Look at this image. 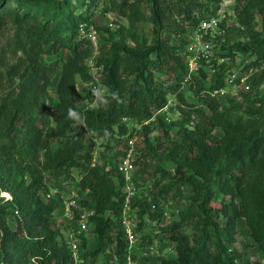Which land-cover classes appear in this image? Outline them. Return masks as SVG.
Returning a JSON list of instances; mask_svg holds the SVG:
<instances>
[{"label":"trees","instance_id":"16d2710c","mask_svg":"<svg viewBox=\"0 0 264 264\" xmlns=\"http://www.w3.org/2000/svg\"><path fill=\"white\" fill-rule=\"evenodd\" d=\"M221 1H120L119 11L130 23L128 33L135 45L122 38H104L96 65L102 69L100 86L105 93L98 95V107L84 109L78 106L84 99L78 84L94 83L87 63L92 42L80 36V26L89 20L76 13L74 4L91 8L99 0H16V4L0 0V31L12 18L18 26L32 19L37 22L27 34L26 46L21 39L17 42L23 57L0 71V86L4 80H23L17 93L0 99V264H74L69 236L77 231L84 210L89 213L88 231L81 235L84 264H100L101 257L105 264H126L124 177L117 164L131 138L137 145L138 194L132 208L138 209L139 246H154L159 251L156 256L162 257L166 246L154 244L157 235L145 232L140 241L139 234L145 220L167 216V200L180 197L176 188L186 185L192 190L186 209L160 231L174 246L176 257L160 259V264H249L233 247L237 235L250 240L245 249L257 252L253 264H264V93L260 91L264 83V0H234L235 17L226 30L221 55L229 57L230 63L215 65L214 73L204 68L184 82L189 39L202 20L216 13ZM41 4H51L54 14L41 15ZM145 10L154 26L151 42L140 37L137 28L145 19ZM96 28L102 33L101 27ZM60 49L67 52L62 63L44 60V53L56 54ZM238 56L243 59L235 67ZM233 69L256 70L248 80L250 90L240 89L236 97L213 96L226 87ZM156 74L165 78L162 84H168L167 88L157 85ZM183 86L189 87L203 107L187 102ZM50 90L58 101L48 106L45 95ZM169 94L187 107L183 110L187 120L178 126L171 123L165 131L167 145H156L148 129L162 120ZM50 117L56 122L54 129H49ZM130 122L142 125L143 130L131 127ZM175 126L173 139L170 131ZM72 127L77 131L72 133ZM84 129L92 134L89 143ZM216 129L223 131L222 137L215 138ZM94 139L117 149L111 161L104 158L103 164H93ZM161 150H165L161 158L170 163V170L153 167L148 160ZM40 151L45 152L44 161L38 159ZM74 169L79 173L76 185L87 195L70 220L64 216L62 197L45 201L42 194L46 172L58 177ZM149 173L155 177L151 190L140 193ZM2 192L11 198L1 197ZM58 210L62 223L55 222ZM9 219L15 227L8 225ZM185 224L192 226L193 235L182 231ZM151 257L138 262L157 264Z\"/></svg>","mask_w":264,"mask_h":264},{"label":"rangeland","instance_id":"374dc122","mask_svg":"<svg viewBox=\"0 0 264 264\" xmlns=\"http://www.w3.org/2000/svg\"><path fill=\"white\" fill-rule=\"evenodd\" d=\"M122 0H99L97 4H94L91 8L83 7L79 5L77 2L74 4L75 10L77 14L83 13L88 17V23L83 24L85 26V30L83 31L80 26V36L86 39L91 40L92 46H91V52L90 56L88 58V65L90 67L91 75L93 77V84H85V83H79L78 89L80 93L83 95L84 99H82L78 106L80 108H95L99 106L98 101L99 94H104L105 89L100 86L102 83V69L100 67H97V59L100 56V47L101 43L104 42L105 39H109V37H115L116 39H124L128 44L135 45V42L130 38L129 36V30H130V23L124 15H122L119 11V4ZM231 3H233L234 0H229ZM10 3L16 4V0H10ZM231 5V4H229ZM233 5V4H232ZM228 7V6H227ZM233 7V6H232ZM146 9V8H145ZM39 13L41 15H53L54 14V7L50 4H41L39 7ZM145 19L138 23V33L140 37L146 36L147 39L151 42L152 40V31L154 29L151 15L148 11H144ZM259 20L261 22V19L259 17ZM37 26V22L32 20H29L22 24L21 26H18V24L14 23V18L9 19L6 24L3 25V28L0 31V71H4L6 68H9L10 66L16 64L20 58L23 57V50L17 48V42L22 40V42L25 45V41H28L27 34L31 28H34ZM97 26L102 28V33H100L97 30ZM174 41H178L177 39L173 38ZM27 49H29V46H27ZM43 58L48 63H62V61L67 59V52L65 50H58L56 54H49L44 53ZM242 57L238 56L235 59V67L238 65H241ZM60 66V65H58ZM242 67V66H241ZM244 67V66H243ZM241 71L243 69L239 68ZM155 81L158 86H162L164 89L168 87V84H162L165 81V78L160 75H155ZM23 82L19 77L15 78L12 83H9L8 80H4L2 82V86H0V99L4 98L8 94L18 92L19 85ZM93 87H96V90H94ZM183 91L186 96V100L189 104L194 105L195 107H203V102L197 98L194 97V94L189 90V87L183 86ZM234 89L233 87H228V93L225 95V97H236L234 94L235 91L240 90ZM260 91L263 94L264 93V83L260 86ZM94 94V96H92ZM96 94V95H95ZM13 95V94H12ZM168 105L165 108V110L162 111V114L160 117H162L160 120V123L157 125H152L148 129V137L152 141L153 144L156 145H167L168 138L165 136V131L168 129V126L171 125V123L175 122L177 123V126L180 123H185L187 118L185 114L183 113L184 109H187V107H184L180 104L178 99L175 95L169 94L168 97ZM58 101V96L54 93L53 90H50L47 95H45V102L49 106L53 104L54 102ZM226 102L224 101V104ZM188 110V109H187ZM164 121L166 125H162L161 122ZM195 122L198 121L197 117L194 120ZM131 127H136V129H139L140 131L143 130L142 125H139L137 123L130 122L129 123ZM56 127L55 120L50 117V125L49 129H54ZM192 127V126H191ZM177 127H173L170 131V137L175 139L177 134ZM77 131L76 127L71 128V132L74 133ZM85 134V142L89 143L88 140L92 136L90 132H88L86 129L83 130ZM223 131L221 129H216L213 133L215 138H220L223 136ZM93 139V137H92ZM140 142H142V139H138ZM95 146L93 148V164H103L104 158H106L108 161H111L112 158L115 157V151L116 148H113V146H108L102 141H98L94 139ZM55 147L58 146L57 141L54 143ZM165 150H161L159 154H154L153 156H150L148 158L150 164L155 167L156 165L167 167L169 170L171 169L170 163L165 161L163 158H161V154L164 153ZM104 153L103 160H102V154ZM44 151L39 152V161H44ZM119 163V162H118ZM118 165V164H117ZM154 169H151V172H153ZM45 179V186H46V192L42 194L45 201H48L50 198H58V195L62 197L63 201V208L65 209V202L68 201L70 197L73 196V193L76 195V203L77 205H81V202L85 199L87 195L86 192H80L77 187V181L78 178V170L74 169L70 172L68 175H60L55 176L53 174H48L46 172ZM155 180V177H152L150 173L148 176H146L145 183H142L140 186V193L147 192L151 190V186L153 185V182ZM176 191L181 192V196L177 197L176 200L170 199L167 200L165 205V212H167V216H165L163 219L155 220V221H146L144 224V228L142 233L139 234V239L141 241L142 234L145 232H152L157 237L154 239V244L156 245H165L166 248H164V252L162 254V257H157L155 255H151V262L160 264V259H170L176 257V252L174 249V246L172 243L169 242L168 238L161 234V229L169 226L173 221H177L179 219V215L186 209V206L188 205V200L192 196V190L189 186H181L179 185L176 188ZM4 197V196H1ZM86 216L89 215L88 212L84 210L83 214ZM56 220L57 223L64 222L63 216H61V213L59 210L56 212ZM147 219V218H146ZM8 225L11 227H15V223L13 220H8ZM182 231L186 235H193V229L192 226L185 224L182 228ZM236 241L233 244V247L238 249L240 252L244 254L245 260L249 264H253L256 260H258L257 252L253 248L245 249V245H250V240L246 236H236ZM161 240H163L161 242ZM160 243H163L162 245ZM138 248L141 250L138 251V256H140V259L142 258L141 253L144 246H138ZM163 251V250H162ZM100 264H105V259L103 257L99 260ZM140 261V260H139ZM115 264V263H112ZM139 264V262H138ZM140 264H144V261L141 260Z\"/></svg>","mask_w":264,"mask_h":264},{"label":"built area","instance_id":"2783aa9c","mask_svg":"<svg viewBox=\"0 0 264 264\" xmlns=\"http://www.w3.org/2000/svg\"><path fill=\"white\" fill-rule=\"evenodd\" d=\"M231 4V5H229ZM233 3L229 0H222L214 15L208 19L202 20L196 31L189 39V43L186 47V61H187V76L185 83L189 82L193 75L198 74L202 69L208 68L211 72H215V65L229 64L230 58L223 57L222 45L226 41V30L230 24L234 21ZM228 6V7H227ZM82 30H85V26H81ZM256 73L255 69H250L247 73L239 72L237 69H233L226 78V87L220 90H216L213 93L215 95L225 96L228 93V87L234 89L250 90L248 80ZM239 82V83H238ZM96 90V87H94ZM237 96V91L234 93ZM96 95V94H95ZM148 124V123H145ZM137 160V145L136 139L131 138L128 142V149L124 155L120 158L118 163V172L124 177L123 193L125 197L124 209L122 213V226L127 239V254L126 264H138L140 256H138L139 240L137 230L139 228L138 221V209L132 208V201L138 194V185L135 181V173L138 169L136 166ZM7 193H1V196ZM76 195L65 202L64 216L70 220H73L76 216V211L79 208L75 199ZM6 198H11L6 196ZM88 231V225L86 216L82 215L79 219V227L77 231L71 232L69 236V245L72 251L73 263L84 264L85 260L80 252L82 245L81 235ZM136 250L137 257L134 258V251ZM141 256L148 258L151 255H159V251L156 247H147L142 249Z\"/></svg>","mask_w":264,"mask_h":264},{"label":"bare ground","instance_id":"6f19581e","mask_svg":"<svg viewBox=\"0 0 264 264\" xmlns=\"http://www.w3.org/2000/svg\"><path fill=\"white\" fill-rule=\"evenodd\" d=\"M8 196V194L5 195V197Z\"/></svg>","mask_w":264,"mask_h":264}]
</instances>
